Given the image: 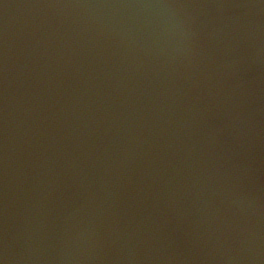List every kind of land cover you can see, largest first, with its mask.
Segmentation results:
<instances>
[{
  "label": "water",
  "instance_id": "water-1",
  "mask_svg": "<svg viewBox=\"0 0 264 264\" xmlns=\"http://www.w3.org/2000/svg\"><path fill=\"white\" fill-rule=\"evenodd\" d=\"M0 264H264V0H0Z\"/></svg>",
  "mask_w": 264,
  "mask_h": 264
}]
</instances>
